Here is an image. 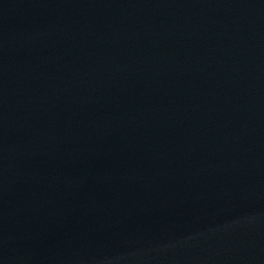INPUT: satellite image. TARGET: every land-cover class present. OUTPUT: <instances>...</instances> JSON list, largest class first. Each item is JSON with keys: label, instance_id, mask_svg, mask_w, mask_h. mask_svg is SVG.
I'll list each match as a JSON object with an SVG mask.
<instances>
[{"label": "water", "instance_id": "water-1", "mask_svg": "<svg viewBox=\"0 0 264 264\" xmlns=\"http://www.w3.org/2000/svg\"><path fill=\"white\" fill-rule=\"evenodd\" d=\"M0 264H264V0H0Z\"/></svg>", "mask_w": 264, "mask_h": 264}]
</instances>
